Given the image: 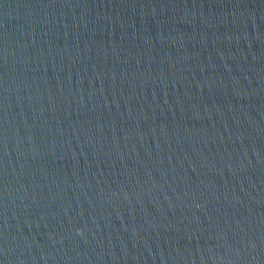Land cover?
Segmentation results:
<instances>
[{
  "label": "water",
  "instance_id": "water-1",
  "mask_svg": "<svg viewBox=\"0 0 264 264\" xmlns=\"http://www.w3.org/2000/svg\"><path fill=\"white\" fill-rule=\"evenodd\" d=\"M0 264H264V0H0Z\"/></svg>",
  "mask_w": 264,
  "mask_h": 264
}]
</instances>
